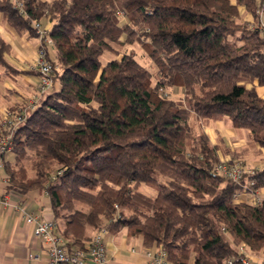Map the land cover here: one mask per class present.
I'll return each instance as SVG.
<instances>
[{"label":"trees","instance_id":"obj_1","mask_svg":"<svg viewBox=\"0 0 264 264\" xmlns=\"http://www.w3.org/2000/svg\"><path fill=\"white\" fill-rule=\"evenodd\" d=\"M20 1L21 13L0 0V15L35 38L34 23L49 21L46 58L55 84L15 130L13 161L0 155L6 190H45L69 250L104 227L162 247L171 264H242L240 244L262 251L264 201L233 196L249 180L251 192L264 188V167L239 183L217 174L220 148L203 130L227 119L264 149V97L256 91L264 86V42L255 1ZM133 44L154 72L122 50ZM9 51L0 38L5 73L38 75L9 64ZM105 51L114 57L103 63ZM172 87L183 90L181 98L167 95ZM142 184L155 193L142 192Z\"/></svg>","mask_w":264,"mask_h":264},{"label":"crops","instance_id":"obj_2","mask_svg":"<svg viewBox=\"0 0 264 264\" xmlns=\"http://www.w3.org/2000/svg\"><path fill=\"white\" fill-rule=\"evenodd\" d=\"M241 9L243 11L242 7ZM247 16L243 18L245 21L248 20ZM43 23L46 27L50 26L48 20ZM0 38L10 46L9 53L5 55L9 64L20 70H34L32 67L37 55V38L17 33L1 15ZM38 81L36 74L13 75L5 73L0 66V117L7 107L16 110L29 107L35 98ZM256 91L259 96L264 97V86L256 85ZM203 130L210 142L220 148L219 158H242L249 167H264V149L248 142L247 131L236 130L227 119L203 123ZM233 152H238L239 155L235 157ZM4 159L12 162V153H6ZM6 186L7 174L0 157V264H45V256L42 254L45 245L34 235L33 226L25 221L18 206L25 205L28 212L39 213L42 219H53L49 197L43 189L35 188L26 194H20L7 191ZM256 200L264 201V188L258 189L255 197L242 196L239 201L255 203ZM94 232L92 230L90 236ZM126 232L123 228L105 235L106 264H148L149 257L145 253L154 251L155 247H145L139 237H130ZM247 252L253 264L264 261V249L258 253ZM29 254L38 255L40 259L34 260Z\"/></svg>","mask_w":264,"mask_h":264},{"label":"built area","instance_id":"obj_3","mask_svg":"<svg viewBox=\"0 0 264 264\" xmlns=\"http://www.w3.org/2000/svg\"><path fill=\"white\" fill-rule=\"evenodd\" d=\"M13 5L22 12V4L20 0H9ZM255 7L253 15L256 19V27L259 35L264 42V0H254ZM123 18V17H122ZM121 18V20H122ZM34 29L37 33L38 47L36 60L33 63V69L38 72L39 81L36 87L35 98L29 105L22 109L11 110L5 109L0 117V155L11 151L12 139L15 130L24 122L28 111L34 107L37 100L46 92L54 87L55 81L51 77L52 64L46 58V48L52 44L48 35V27L42 26L40 23H34ZM29 108V109H28ZM257 169L249 167L242 159L232 157L219 158L214 167V171L233 182H242L243 177L250 176ZM239 191L234 193L233 199L238 202L242 196H256L257 190L251 192L253 181L242 183ZM259 201L256 200L255 203ZM20 212L23 213L27 223L33 226L34 235L45 245L43 253L45 256V264H106L107 254L104 244V237L109 232L102 227L97 229L91 237L79 249L69 250L66 246L65 239L57 232V223L53 219L45 220L41 218L39 213H30L25 205L18 206ZM149 257L148 264H171L166 259V253L160 246L155 247L154 251H146ZM239 260L242 264H253L247 252L245 244L238 246ZM34 260H39L38 255L29 254ZM230 263L231 261H227ZM264 264V261L261 262Z\"/></svg>","mask_w":264,"mask_h":264},{"label":"rangeland","instance_id":"obj_4","mask_svg":"<svg viewBox=\"0 0 264 264\" xmlns=\"http://www.w3.org/2000/svg\"><path fill=\"white\" fill-rule=\"evenodd\" d=\"M241 12H242V18H245V16L248 15L247 18H248L249 21H251L253 19V17H252L253 15L252 14H249V13H246V12L244 13V11H242V9H241ZM248 20H246V21H248ZM122 50L125 51V52L131 51V50L134 51L137 59L140 62L146 64L151 72L155 71L154 65L144 59V56L142 55V50L140 49V47L137 44L128 45V46L124 47V49H122ZM113 57L114 56L111 53H109L108 51H105L100 56V61L105 63L106 61L112 59ZM182 93H183V90L180 89V88L172 87V88H168L167 89V95H169L170 97H172L174 99L181 98L182 97ZM239 159H242V158H239ZM23 165L26 167L28 174L31 175L32 171H31V168H30V161L28 159L24 160L23 161ZM140 190L142 192L150 194V195H153L155 193V191L152 188H149V187H147L144 184L141 185Z\"/></svg>","mask_w":264,"mask_h":264}]
</instances>
